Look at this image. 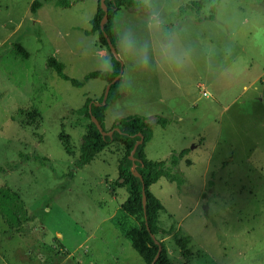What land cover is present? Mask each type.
<instances>
[{
  "label": "rangeland",
  "instance_id": "obj_1",
  "mask_svg": "<svg viewBox=\"0 0 264 264\" xmlns=\"http://www.w3.org/2000/svg\"><path fill=\"white\" fill-rule=\"evenodd\" d=\"M34 1L0 0V189L30 217L11 227L0 215V264H146L112 221L129 196L118 175L124 148L114 143L77 167L89 120L74 111L106 89L87 76L113 67L88 34L98 0H38L33 15ZM139 1L145 7L119 15L133 24L135 59L119 56L121 97L104 127L144 117L153 129L147 158L184 179L162 177L150 190L164 206L161 229L189 236L190 254L174 233L156 238L172 264H264V0H222L213 20L210 6L181 13L198 0ZM50 58L82 86L61 79Z\"/></svg>",
  "mask_w": 264,
  "mask_h": 264
},
{
  "label": "trees",
  "instance_id": "obj_2",
  "mask_svg": "<svg viewBox=\"0 0 264 264\" xmlns=\"http://www.w3.org/2000/svg\"><path fill=\"white\" fill-rule=\"evenodd\" d=\"M59 7H69L70 3L67 0H52ZM222 0H198L190 1L180 10L183 13L186 9L200 13L202 10L210 6L209 20H213L217 5ZM102 0H98V8L96 14L92 18L91 30L88 34H98V42L104 47L112 58L113 67L110 71H96L87 76V79H99L107 85L111 84L108 99L105 105L96 106L95 103H102L104 93L98 101L92 102L87 100L84 106L74 113L78 116L89 120L82 136L80 146V154L77 160V167L90 165L94 159L105 149L114 143L120 144L124 148V158L118 165L119 183L128 191V199L117 209L112 221L115 227L129 240L133 249L141 256L146 264H172L164 242L159 241L156 236L160 234L171 235L174 233V242L181 250L183 257L190 254L188 245L190 243L189 236L183 235L182 232H174L173 229L164 231L159 225L160 213L164 211V206L161 201L151 192V187L155 185L162 177H165L171 183H177L179 186L184 184V179L179 175L171 172L167 162L151 161L147 158L146 148L153 138L152 126L147 120L139 115H131L117 120L111 129L106 130L104 121L106 112L112 103L116 102L121 97L120 87L122 77L113 83L115 78L122 72V62L120 58L115 59L109 48L110 41L116 47V36L114 32V18L117 13L123 8L145 7V4L138 0H104V5L108 9V16L103 27L101 22L105 16V10L102 5ZM42 7V3L35 0L31 6V13L35 15ZM18 52L25 58L29 54L21 47H18ZM47 66L53 69L57 75L71 82L75 87H81L82 84L71 79L65 73V66L58 62L55 58H50L47 61ZM95 117L102 127L100 132L92 121ZM158 124L162 127L167 125L166 119H158ZM103 132H112L110 136L104 135ZM142 140V143L137 147L133 157L130 159L131 152L136 143ZM67 153L72 154L68 143L63 142ZM189 153L184 150L179 156H173L170 161L171 167H176L179 161ZM134 167V172L132 168ZM4 172V168L0 167V173ZM143 187L145 189L143 190ZM145 197V208L143 201ZM0 215L11 227H19L28 222L30 217H27L26 206L21 198L9 188L0 189ZM155 236L156 240L153 238ZM160 256L154 262L159 250Z\"/></svg>",
  "mask_w": 264,
  "mask_h": 264
},
{
  "label": "crops",
  "instance_id": "obj_3",
  "mask_svg": "<svg viewBox=\"0 0 264 264\" xmlns=\"http://www.w3.org/2000/svg\"><path fill=\"white\" fill-rule=\"evenodd\" d=\"M139 1V0H138ZM137 8H139V7H133V8H123L122 10H125V12L127 11L128 13H130V14H128V15H132V14H135V12H138L139 11V9H137ZM122 10H120L118 13H117V15L115 16V18H114V32H115V36H116V49H117V51H118V55L121 57V58H123L124 56L125 57H128V59H130L131 57H133V59H135V56H134V54H133V52L132 51H130V49L128 48L130 45H131V42H130V39H131V35H130V32L129 31H131V29H132V27H133V24L130 22V20H128L127 18H122V19H120V17H119V15H120V13H121V11ZM151 10L150 9H148L147 10V12H148V15H150V17L152 18V19H155V15L154 14H152L151 12H150ZM96 14V13H95ZM94 14V15H95ZM94 17V16H93ZM119 25H122V27L125 29V30H127V32L126 33H121L122 31L120 30V27H119ZM93 35H97L98 36V34H93ZM125 36L127 37V38H125ZM101 46V45H100ZM102 47V46H101ZM104 48V47H103ZM105 49V48H104ZM104 52V54L105 55H110L109 53H108V51L106 52V50L105 51H103ZM129 55V56H128ZM119 57V58H120ZM123 84V83H122ZM107 85V84H106ZM121 88V87H120ZM120 92H122L121 90H120Z\"/></svg>",
  "mask_w": 264,
  "mask_h": 264
},
{
  "label": "water",
  "instance_id": "obj_4",
  "mask_svg": "<svg viewBox=\"0 0 264 264\" xmlns=\"http://www.w3.org/2000/svg\"><path fill=\"white\" fill-rule=\"evenodd\" d=\"M101 3H102L103 8H104V10H105V16L103 17L102 22H101V26L103 27V24H104V22H105V20L107 19V16H108V9H107L106 6L104 5V0H102ZM108 43H109V48H110V53H111V55H112L115 59H118V58H119V55H118V51H117L116 47H114L113 44H112L110 41H108ZM120 77H122V72H121L120 75H118V76L115 78V80L113 81V83L116 82ZM110 88H111V84H108V85L106 86L105 91H104V97H103V101H102V103H101V104H100V103H95L96 106H100V105H105V104H106L107 99H108V95H109V92H110ZM92 121L95 123V125H96L97 128H98V130H99L100 132H102V127H101L100 123L98 122V120H97L95 117H92ZM103 134H104V135H108V136H110V135L112 134V132H103ZM141 143H142V140H140V141H138V142L136 143L134 149H133L132 152H131V156H130V159H131V160H134L133 155H134V153H135L137 147H138ZM144 189H145V187H143V190H144ZM145 200H146V199H145V197H144V201H143V206H144V208H145V204H146V201H145ZM153 238L156 240V238H155L154 235H153ZM161 250H162V249L159 250V252H158L156 258L154 259V262H156L157 259H158V257L160 256Z\"/></svg>",
  "mask_w": 264,
  "mask_h": 264
},
{
  "label": "built area",
  "instance_id": "obj_5",
  "mask_svg": "<svg viewBox=\"0 0 264 264\" xmlns=\"http://www.w3.org/2000/svg\"><path fill=\"white\" fill-rule=\"evenodd\" d=\"M207 94H205V96H206ZM132 171L134 172V167L132 168Z\"/></svg>",
  "mask_w": 264,
  "mask_h": 264
}]
</instances>
